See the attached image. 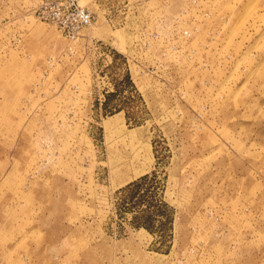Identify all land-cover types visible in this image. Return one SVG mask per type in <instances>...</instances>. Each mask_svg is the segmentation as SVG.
<instances>
[{
	"label": "rangeland",
	"instance_id": "1",
	"mask_svg": "<svg viewBox=\"0 0 264 264\" xmlns=\"http://www.w3.org/2000/svg\"><path fill=\"white\" fill-rule=\"evenodd\" d=\"M40 2L0 0V264H264V0H82L77 41Z\"/></svg>",
	"mask_w": 264,
	"mask_h": 264
},
{
	"label": "built area",
	"instance_id": "2",
	"mask_svg": "<svg viewBox=\"0 0 264 264\" xmlns=\"http://www.w3.org/2000/svg\"><path fill=\"white\" fill-rule=\"evenodd\" d=\"M82 0H41L35 16L53 24L70 41H77L84 29L93 25L96 15Z\"/></svg>",
	"mask_w": 264,
	"mask_h": 264
},
{
	"label": "bare ground",
	"instance_id": "3",
	"mask_svg": "<svg viewBox=\"0 0 264 264\" xmlns=\"http://www.w3.org/2000/svg\"><path fill=\"white\" fill-rule=\"evenodd\" d=\"M109 125H112V122L111 121L107 123V126H109Z\"/></svg>",
	"mask_w": 264,
	"mask_h": 264
},
{
	"label": "trees",
	"instance_id": "4",
	"mask_svg": "<svg viewBox=\"0 0 264 264\" xmlns=\"http://www.w3.org/2000/svg\"><path fill=\"white\" fill-rule=\"evenodd\" d=\"M146 178V177H145ZM139 182L134 183V185H138Z\"/></svg>",
	"mask_w": 264,
	"mask_h": 264
}]
</instances>
